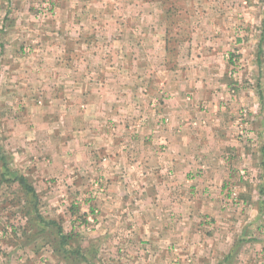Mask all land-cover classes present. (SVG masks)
I'll list each match as a JSON object with an SVG mask.
<instances>
[{
  "label": "crops",
  "instance_id": "obj_1",
  "mask_svg": "<svg viewBox=\"0 0 264 264\" xmlns=\"http://www.w3.org/2000/svg\"><path fill=\"white\" fill-rule=\"evenodd\" d=\"M22 2L0 0V93L6 89L5 95L18 87L7 75L25 70L18 55L20 35L36 32L30 18L15 12ZM154 15L156 23L142 30L141 57L110 48L74 59L63 50L57 65L82 76L64 83L75 91L76 101L66 96L60 129L54 130L46 117L43 135L53 132L71 140L55 144V154H42L38 175L34 166L26 168L34 170L23 175L31 193L17 177L21 164L0 165V185L21 189L7 201L13 206H0V215L26 221L11 226L12 232L0 223V264H120L101 252H112L114 258L116 250L144 247L142 258L136 257L141 264H264V0L163 1ZM171 25L193 29L179 36ZM153 28L165 41L155 47L145 42ZM170 51L173 60L166 58ZM234 54L239 55V71ZM43 55L48 54L34 49L31 57ZM34 58L30 72L48 65L46 58ZM98 66L100 71L130 70L128 79L104 73L105 79L88 83L86 72L95 73ZM19 134L15 129L9 133ZM67 154L75 163L47 165L52 157ZM60 166L65 173L55 187L48 178ZM93 181L106 185L97 198V233L87 236L92 237L89 244L76 227L81 240L64 242L61 235L71 233L47 218L41 200L58 202L74 188L86 194ZM22 203L23 208L17 207Z\"/></svg>",
  "mask_w": 264,
  "mask_h": 264
},
{
  "label": "rangeland",
  "instance_id": "obj_2",
  "mask_svg": "<svg viewBox=\"0 0 264 264\" xmlns=\"http://www.w3.org/2000/svg\"><path fill=\"white\" fill-rule=\"evenodd\" d=\"M25 1L26 3L22 2L23 5L20 7L17 6L15 8V12H18L19 15H24L27 16V18H30L28 24L33 25L34 28L32 30L36 32L35 34L31 33V37H29V35L26 33H22L20 35L21 47L18 55L21 60H25L22 63L25 70L22 71L20 69L15 76L7 75L11 81H13V78L18 81V87L15 88L16 90H12V95H5L6 89H1L0 165L8 162L7 164L12 163L17 167V164H21L20 166L18 165L17 169L22 175L27 174L28 171L26 168L34 166V169L38 175L37 171H39L38 169H42V162H44L43 158L41 157L42 154L46 151L55 154V144L59 143V147L61 144L66 143V140H69V142L71 140L70 136H55L53 132H51L52 134H49V136L43 135L44 128L47 127L46 117H50L52 124L51 126L54 130L60 129L61 116L59 113L66 110V107L68 106L66 104V96H70V101L71 99L74 102L76 101L75 91H69L70 88H66L64 83L72 81V79L75 78L77 79L78 76H82V72H67V69L64 66L61 67L60 64L57 65V62L63 58L65 53L64 51L68 52L70 57L74 59L80 57L83 52L87 54V51L92 52L94 49H97L101 54H103L107 53L110 48L116 49L123 55H126V53H139L138 55L141 57V45H145L144 40L141 39L143 33L142 30H146L147 26L151 27L149 25L156 23V17L154 14L157 10L158 4L160 5V2L163 3V1L168 2L169 4H178L179 2L194 0ZM141 1L148 2L149 5L142 8L143 5H141ZM147 17H149L151 20L147 21ZM26 26L27 28L29 27V25ZM173 26L174 25L170 26L171 32H176L179 34V36L183 35V30H185L184 36H186L188 30L190 31V29H193V26L188 25ZM195 26L197 30L202 28V25L201 27L200 25ZM204 27L206 28L208 26L204 25ZM169 30L170 29H168V31ZM109 31H111V34H108ZM155 31L153 33H148L150 35L145 39V42L148 45L154 44L153 47L157 46L158 42H165L164 39H160L158 36H156L157 33H155ZM79 33H81V36L80 38H77L76 35ZM33 35L36 37L32 38ZM177 41L181 42L179 38ZM169 43L173 45L174 41L171 39ZM34 49L40 51L41 53L48 54L38 56V59L33 57L35 60H39L40 58L43 60L46 58L48 65L44 64L43 68H39V70L30 72L28 70L29 62H31L30 60L33 61L31 54ZM169 54L170 55L166 56V58L169 60L176 58L175 52L170 51ZM51 55H54V57H51ZM234 55L236 57L231 58L234 59L233 66L236 71H239L237 70L241 69L240 62L237 58L239 55ZM196 58L197 59L195 61L198 62L202 57L198 56ZM118 61H120L119 58ZM139 65L140 64H137V67ZM99 68L100 67L98 66V70L95 73L93 71L88 73L86 72V74H88L87 82L88 80L90 81L88 83L92 84L94 80L100 81L103 78L104 73L110 74V78H114L115 80H127L130 72V70L126 71L123 69H104L100 71ZM105 78L106 77L103 79ZM1 96L5 97L3 103H1ZM64 98L65 100H63ZM157 102L158 101H156V103ZM80 105L81 104L72 105L74 111L72 115L77 114L76 109ZM28 111H30V115L34 116L29 118L27 114ZM11 129H15L17 134H21L17 136H11L9 135ZM73 143L77 144L76 137L73 139ZM65 146H67V144ZM16 153H19L20 155ZM20 156H23L24 159L20 160ZM32 156L34 158H31ZM68 159L75 163V160L70 158V154H67L64 157L60 156L58 159H56L55 156L52 157L51 161L47 162V165L57 162L59 166L61 164L60 161L66 162ZM9 161L11 162L9 163ZM29 162L36 163V165H30L28 164ZM73 165L75 166V164ZM61 169H63L62 166H60L57 171L52 168L53 175L49 176L50 178H48L51 179L48 180V182L52 181L51 185H54L55 187H60V180H62L61 177L65 173L61 172ZM1 171L2 170L0 169V174ZM28 173L34 174V170L31 171V173ZM71 174L72 171H70V175ZM72 175L75 177L76 174ZM30 181L33 183L34 179H30ZM7 185L8 183L0 185V206L3 207L4 205L13 206V203H8L7 201H9L11 197H17L18 191L21 192V189H19L17 184L14 186ZM9 186L12 187L7 188ZM69 187H73V185H70ZM76 191L79 190H75L74 188L73 191H68L62 196V198H60L58 202L52 203L49 200H41L40 205L42 210L45 208L47 209L48 219L53 217V221L59 223V225L65 229V233L74 234V237H77V239L81 240L78 237V232L81 233V231H83L86 237L88 235L91 236V234L94 235L97 233V228L101 224L100 207L97 203V198L100 199L103 197L106 192V185L97 183V181H93V183L90 184V187H88V192L86 194H79ZM23 206L24 204L22 203L17 207L23 208ZM86 215L88 216L87 218ZM84 218L86 222L85 224L84 221H82ZM0 219V223L4 224L6 230L10 227L9 232H12L11 226L16 225L18 222L20 225H22V221L26 223L22 217V221L20 220V215L19 217L0 215ZM71 225L74 228L72 232L70 230ZM76 227H80L79 229L81 231L79 230L77 232ZM88 237L87 239L89 244H91L90 241L92 237L91 239ZM53 239L55 240L54 237ZM130 250L131 252L129 253L126 251L123 252L121 249L119 252L116 250V256L114 258L111 257L112 252L103 251L101 254L104 255L105 258L114 259L113 262L117 261L120 264L122 263L118 257L120 259H125L124 261H133L134 263L141 264L140 261L136 259V257L142 258V251L146 252L147 248H133ZM148 250L150 253L154 252V249ZM127 254L128 256H131V258H128ZM121 255H126V257H122Z\"/></svg>",
  "mask_w": 264,
  "mask_h": 264
},
{
  "label": "trees",
  "instance_id": "obj_3",
  "mask_svg": "<svg viewBox=\"0 0 264 264\" xmlns=\"http://www.w3.org/2000/svg\"><path fill=\"white\" fill-rule=\"evenodd\" d=\"M18 179H20L21 180V184H22V186H24L25 187V189L27 190V192H29V193H31L33 190H32V188L31 187H29V185H26V182H25V180H24V176L22 175V174H18ZM53 224H55V223H53ZM62 233V232H61ZM62 237H61V239L64 241V242H69L71 239H72V237H74V234H71V235H64V234H62L61 235Z\"/></svg>",
  "mask_w": 264,
  "mask_h": 264
}]
</instances>
